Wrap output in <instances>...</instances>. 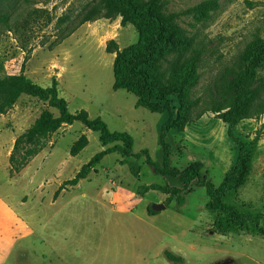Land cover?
Returning <instances> with one entry per match:
<instances>
[{"label": "rangeland", "instance_id": "374dc122", "mask_svg": "<svg viewBox=\"0 0 264 264\" xmlns=\"http://www.w3.org/2000/svg\"><path fill=\"white\" fill-rule=\"evenodd\" d=\"M203 1L165 0V11L179 14L178 23L202 51L194 91L200 104L193 122L182 132L169 130L165 140L171 146V167L183 170L201 162L203 174L219 187L236 162L238 147L227 125L209 108L221 100L246 44L254 36L264 37V0H216L219 8L203 22L183 15ZM99 6L100 0H0V78L23 73L45 86L52 77L58 80L53 71L56 63L62 64L58 82L69 112L85 110L90 119L100 117L110 131L129 133L133 153L148 150L162 168L159 136L170 114L137 107L133 94L112 89L114 54L105 45L112 39L122 50L136 43L138 34L130 24H116L118 17L99 18L104 13L95 17L93 12L92 20L78 25ZM44 105L21 97L16 108L0 115V264H264V238L209 232L216 217L205 208L208 197L202 187L194 186L182 207L173 201L148 216L147 209L164 204L167 196L154 190L143 194L140 188L179 182L156 174L145 156L131 160L137 177L127 158L112 153L89 168L85 179L57 193L94 155L114 145L102 144L99 133L80 122L61 127L21 172L10 174L14 140ZM82 135L87 146L71 156ZM234 135L246 145L254 138L258 143L246 183L225 201L264 215V114L239 122ZM164 250L182 255L184 262L167 261Z\"/></svg>", "mask_w": 264, "mask_h": 264}, {"label": "trees", "instance_id": "16d2710c", "mask_svg": "<svg viewBox=\"0 0 264 264\" xmlns=\"http://www.w3.org/2000/svg\"><path fill=\"white\" fill-rule=\"evenodd\" d=\"M218 8L216 0H205L188 8L183 15H191L195 21L203 22ZM93 12L95 17L104 13L99 18L118 17L121 27L130 24L138 34L137 42L122 50H119L114 40H109L105 51L114 54V91L124 90L133 94L137 98V107H143L153 113L170 114L159 136L163 151L162 168L153 163L148 150L133 153L134 140L129 133L110 131L100 117L90 119L85 110L70 113L68 100L62 96V89L56 77H52L42 86L34 78L19 73L0 78V115L6 114L21 97L39 100L46 104L47 108L14 140L8 159L10 174L21 172L31 159L42 151L51 135L61 127L80 122L87 129L98 132L102 144L114 145L94 155L87 167L82 168L73 179L61 184L57 193L85 179L89 168H95L105 156L112 153L127 158L128 160L124 161L131 166L137 177L139 170L132 165L133 161L145 156L147 165L151 166L156 174L177 179L179 186H142L140 190L143 194L150 190L161 192L167 196L164 203L166 207L174 201L180 208L194 186L202 187L208 197L205 208L216 217L209 229L211 234L228 236L246 233L251 237L264 238L263 214L238 210L225 201L232 191L238 190L246 183L257 150L256 138L246 145L234 135V129L242 120L264 114V37L254 36L246 44L230 72L231 77L222 90L221 100L209 108L227 125V134L238 147L234 166L226 174L221 185L216 187L203 174L204 167L201 162L194 161L183 170L171 167V146L165 140L169 130L182 132L188 123L193 122V113L200 104L194 91L200 80L199 64L202 51L195 48L194 38L178 23L179 14L166 12L165 0H100L99 9L90 10L78 25L92 20ZM6 20L8 21V18ZM71 34L72 31L63 39ZM172 102H175L176 107H173ZM87 144L88 139L84 135L80 136L70 149V155H78ZM262 178L264 180V166ZM156 214L158 212L147 209L148 216ZM163 255L171 263L184 262L182 255H175L171 251L164 250Z\"/></svg>", "mask_w": 264, "mask_h": 264}, {"label": "crops", "instance_id": "0c3cea01", "mask_svg": "<svg viewBox=\"0 0 264 264\" xmlns=\"http://www.w3.org/2000/svg\"><path fill=\"white\" fill-rule=\"evenodd\" d=\"M116 24H119V25H120V18L117 20V23H116ZM79 30H80V29H79ZM77 32H78V31H77ZM77 32H76V33H77ZM77 35H78V34H77ZM71 37H72V36H71ZM68 38H69V37H68ZM109 40H110V39H109ZM105 47H106V45H105ZM55 68H56V69H54L53 72H54L55 75H57L58 80H59V78H60V73H59V72L62 71V70L64 71L65 68H64L63 65L60 64V63H56V67H55ZM16 104H17V102L13 105V108H16ZM44 106H45V105H44ZM11 110H13V109H10L8 113H10ZM8 113H7V114H8ZM3 115H4V114H2L1 116H3ZM38 117H39V116H38ZM38 117H36V119H37ZM36 119H35V120H36ZM35 120L31 123V125L35 122ZM31 125H29V127H30ZM29 127H28V128H29ZM63 127H65V126H63ZM28 128H27V129H28ZM27 129H26V130H27Z\"/></svg>", "mask_w": 264, "mask_h": 264}, {"label": "water", "instance_id": "95a60500", "mask_svg": "<svg viewBox=\"0 0 264 264\" xmlns=\"http://www.w3.org/2000/svg\"><path fill=\"white\" fill-rule=\"evenodd\" d=\"M166 208L165 204H153L151 209L155 212H160Z\"/></svg>", "mask_w": 264, "mask_h": 264}]
</instances>
